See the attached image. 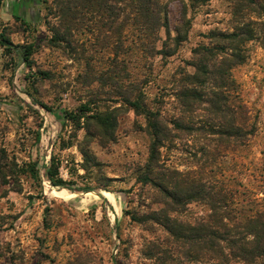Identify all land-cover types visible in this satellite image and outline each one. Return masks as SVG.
I'll use <instances>...</instances> for the list:
<instances>
[{
	"label": "rangeland",
	"instance_id": "obj_1",
	"mask_svg": "<svg viewBox=\"0 0 264 264\" xmlns=\"http://www.w3.org/2000/svg\"><path fill=\"white\" fill-rule=\"evenodd\" d=\"M124 2L0 4V33L33 45L30 66L0 46V264H247L231 242L207 248L209 208L187 199L186 179L263 196L264 0H161L168 19L150 50ZM216 91L232 112L246 106L255 131L243 144L211 133ZM130 102L169 129L156 162L146 115ZM65 112L80 118L61 127L54 113ZM52 158L73 188L107 201L53 186Z\"/></svg>",
	"mask_w": 264,
	"mask_h": 264
},
{
	"label": "trees",
	"instance_id": "obj_2",
	"mask_svg": "<svg viewBox=\"0 0 264 264\" xmlns=\"http://www.w3.org/2000/svg\"><path fill=\"white\" fill-rule=\"evenodd\" d=\"M2 1L0 0V4ZM124 1V8L127 10L126 20L140 28L143 47L149 50L154 49L153 44L157 39L159 30L167 23L168 15L165 5L161 0ZM110 8L113 11L116 9V14H118L117 7L111 5ZM251 36L249 35L248 38H251ZM12 45L10 39L4 33H0V46L12 49ZM13 47L22 55L24 65L30 66L29 57L32 54L33 45H13ZM231 85L232 80H225L224 78L218 84V86L226 89ZM215 94H217V97L210 99L208 102H210L212 110L216 112V118H220V120L218 125L210 126L213 127L210 128L211 133L219 134L223 141L233 138L234 141L243 144L248 136L255 131V127L248 123L249 116L246 106L240 101L235 104V109L232 112L227 103V95L219 91H216ZM198 95H195V97L200 99L202 95ZM130 103L134 105L136 110H140L146 115L147 131L151 139L149 144L150 160L156 162L159 160L160 148L164 146L169 129L164 125L158 112L138 102ZM54 115L61 127L67 121L75 122L80 118V115L75 112H65L63 116L59 113H54ZM97 119L98 121H104L102 116L99 115ZM216 125L218 128H215ZM174 126L176 128L185 127L184 124L178 121H175ZM44 170L46 177L53 186L84 192L95 191L107 201L99 188H73L69 181L59 176L58 167L55 165L53 158L51 164L45 166ZM145 180L152 181V178L146 175ZM186 183L191 186L190 192L186 193L187 199L200 197L209 208L203 230V240L207 248L212 250L221 240L231 242L234 256L247 264H264V176L261 175L260 178V188L263 196H257L254 191H250L243 184H239L241 189H234L224 180L198 182L195 178H187ZM168 194L179 202L177 191H169ZM235 200L237 204L233 208L232 204ZM248 204L249 207H247Z\"/></svg>",
	"mask_w": 264,
	"mask_h": 264
},
{
	"label": "bare ground",
	"instance_id": "obj_3",
	"mask_svg": "<svg viewBox=\"0 0 264 264\" xmlns=\"http://www.w3.org/2000/svg\"><path fill=\"white\" fill-rule=\"evenodd\" d=\"M87 194V193H86ZM89 194V193H88ZM94 197V196H93Z\"/></svg>",
	"mask_w": 264,
	"mask_h": 264
}]
</instances>
